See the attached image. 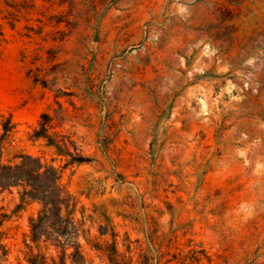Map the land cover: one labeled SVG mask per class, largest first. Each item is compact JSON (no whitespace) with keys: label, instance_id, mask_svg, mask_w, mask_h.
<instances>
[{"label":"rangeland","instance_id":"1","mask_svg":"<svg viewBox=\"0 0 264 264\" xmlns=\"http://www.w3.org/2000/svg\"><path fill=\"white\" fill-rule=\"evenodd\" d=\"M0 27L5 158L63 167L49 114L88 160L63 170L76 264L115 239L131 264H264V0H0ZM40 209L0 191V264H29Z\"/></svg>","mask_w":264,"mask_h":264},{"label":"trees","instance_id":"2","mask_svg":"<svg viewBox=\"0 0 264 264\" xmlns=\"http://www.w3.org/2000/svg\"><path fill=\"white\" fill-rule=\"evenodd\" d=\"M4 34L0 27V46ZM0 191H16L22 203H37L41 209L36 218L30 221V235L26 241L29 264H48L51 247L60 253L62 264L70 259L84 260L80 239L84 236L82 224L78 223L73 214L76 210L75 201L63 183V170L72 165L86 163L74 142H68L65 136L56 132L53 118L49 114L41 116L33 138L45 140L56 149V154L67 159L63 167L55 165L56 160L48 161L43 157L19 155L13 159L4 156L11 135L15 129L12 118L0 116ZM7 217L0 215V250H5L3 226ZM106 247L111 264H131L120 260L116 246ZM56 264V263H54Z\"/></svg>","mask_w":264,"mask_h":264}]
</instances>
